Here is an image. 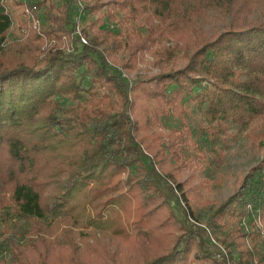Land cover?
<instances>
[{
	"label": "trees",
	"instance_id": "1",
	"mask_svg": "<svg viewBox=\"0 0 264 264\" xmlns=\"http://www.w3.org/2000/svg\"><path fill=\"white\" fill-rule=\"evenodd\" d=\"M78 1L97 15L87 32L80 28L86 43L75 35L76 48L64 52L56 41L38 58L40 35L33 33L21 48L26 57L0 55V180L14 212L34 225L24 244L9 236L1 243L8 264H264V222L253 220L264 215V161L204 217L223 247L210 250L171 203L181 200L184 218L200 220L194 205L201 204V183L182 178L193 161L186 150L200 149L189 128L159 125L170 114L182 117L187 98L205 104L215 138L226 130L223 119L245 125L264 118V19L247 20L257 0H32L46 37L61 40L74 30L70 10ZM103 6L111 21L116 7L132 17L146 12L138 24L144 31L123 30L127 17L117 29L102 26ZM221 6L231 12L227 27L193 40L194 19ZM10 24L0 0V44ZM160 37L177 43L154 51L156 60L173 57L179 42L192 50L182 66L129 87L110 70L109 55L122 50L133 66L136 53ZM58 212L64 243L40 224ZM102 234L116 239L126 258L115 257Z\"/></svg>",
	"mask_w": 264,
	"mask_h": 264
},
{
	"label": "rangeland",
	"instance_id": "2",
	"mask_svg": "<svg viewBox=\"0 0 264 264\" xmlns=\"http://www.w3.org/2000/svg\"><path fill=\"white\" fill-rule=\"evenodd\" d=\"M2 1H5L6 10L11 17V24L4 41L0 44V55L3 59L8 60L26 57L27 54L21 51V48L26 43L31 42L30 36L33 33H37L40 35L35 39L39 44L38 58L42 57V51L52 43L50 41L52 38L49 39L46 37L42 31L45 25L42 9L37 11V8L31 5L32 0H28L26 4L15 2L14 0ZM26 9L33 10L35 19L39 21L37 28L33 27L31 14L27 13ZM100 11L105 15L102 19V26H113L117 29L119 27V19L127 17L128 20L122 25V29H128L130 32L132 28H141L138 24L141 23L140 21L146 13L144 12L141 15L136 11L137 17H132L124 10L116 7L111 10V14L114 17L111 21L108 20L105 6ZM96 16L93 12L87 11L81 4V1L73 4L70 10V20L74 24V30L69 34H64L61 40L57 39L55 45L64 52L76 48L79 45V42L75 39V35H79L78 29L84 28L87 32L88 24ZM262 19H264V0H257L247 10V20L254 23ZM230 21L231 12L226 7L205 8L194 19L193 24L196 26L197 31L194 33L191 32L190 35L193 40L211 39L225 29ZM141 31H144V28H141ZM176 43L171 38H158L152 44L151 50H143L136 53V59L132 62L133 66L125 65L126 57L124 56V51L119 50L115 54L108 56L109 68L126 81L129 87V85L133 84V81H136L142 76L152 75L164 69H174L182 66L187 61L192 50H183L180 42L179 45H176V52L173 57L168 60H156L158 53L155 54L154 51L161 46L172 48ZM68 104L69 106L74 105L75 101L70 99L68 100ZM184 106L186 112L182 117L170 114L167 117H162L159 120V125L165 129L189 128L191 138L200 149L198 152H194L191 149L186 150V153L192 152L193 161L189 165V169L185 170L182 174V178L189 175L190 185L201 183L199 188V200L201 204L194 205L195 213L200 214V220L197 221L193 216L184 218L181 212V206L184 203L181 200L179 204L174 199L171 200V203L174 211L182 219H186L187 223L201 232V237L204 239L206 247L210 250H221L223 247L220 245V234L206 224L204 217L208 216L212 205L219 204L235 190L242 176L250 166L259 161H264V118L255 117L245 125H240L231 119H223L222 122L226 130L220 132V138H215L212 130H215L216 123L204 112L205 104L200 105L197 101L187 98L184 101ZM226 135L229 136L227 139H224ZM63 215V212H58L53 216H47L42 222L40 221L41 226L48 227L45 236H59L60 242H63L62 235H58L57 233L61 225L57 221V218H61ZM253 220L256 225L260 226L264 222V215L261 219L256 215ZM33 227L34 225L31 219L18 215L11 208L8 195L2 190L0 180V264H8L6 261L7 253L1 243L9 236L24 244V234L33 236ZM102 239L106 242L109 250L116 252L114 254L115 257L124 259L129 254L128 252L124 253L120 250L121 246L119 242L112 236L102 234ZM195 243L196 240H192L189 248L192 249Z\"/></svg>",
	"mask_w": 264,
	"mask_h": 264
},
{
	"label": "built area",
	"instance_id": "3",
	"mask_svg": "<svg viewBox=\"0 0 264 264\" xmlns=\"http://www.w3.org/2000/svg\"><path fill=\"white\" fill-rule=\"evenodd\" d=\"M14 1L15 2H20L22 4L23 3L26 4L28 0H14ZM2 2L4 4L5 1H2ZM26 12L31 14V21L33 22V27L37 28L38 27V24H39V21L37 19H35L36 17H34V15H33V10L32 9L31 10L26 9ZM76 27L79 28L78 26H76ZM78 30H79L78 33H79L81 42L82 43H86L87 42L86 37L82 35V33L80 32V28ZM39 33H41V32H39ZM50 41H52V43H55L56 42L55 38H52ZM262 178H263V182H264V170H263V173H262Z\"/></svg>",
	"mask_w": 264,
	"mask_h": 264
},
{
	"label": "bare ground",
	"instance_id": "4",
	"mask_svg": "<svg viewBox=\"0 0 264 264\" xmlns=\"http://www.w3.org/2000/svg\"><path fill=\"white\" fill-rule=\"evenodd\" d=\"M264 183V182H263Z\"/></svg>",
	"mask_w": 264,
	"mask_h": 264
}]
</instances>
